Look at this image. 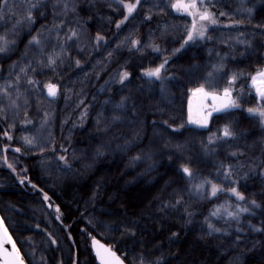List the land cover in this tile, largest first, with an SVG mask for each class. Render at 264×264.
Returning <instances> with one entry per match:
<instances>
[{
    "label": "rangeland",
    "instance_id": "1",
    "mask_svg": "<svg viewBox=\"0 0 264 264\" xmlns=\"http://www.w3.org/2000/svg\"><path fill=\"white\" fill-rule=\"evenodd\" d=\"M10 2H12V0H10ZM152 2L153 0H148V3L145 4L147 8ZM77 3L78 16L69 13L64 31L66 32L69 26L77 25V20L80 21V25L78 26H80L82 38L79 43L85 47L83 51H80L77 48V42L73 41L69 46V55L72 58L81 59V67L76 68L73 59L65 57L64 64H58L55 72L56 78L58 77L59 79L56 82L59 86L57 97H47V91L43 90V88H41L43 90L42 92H36L30 89L27 94V105L24 104L23 98H21V100L18 101L20 105L18 109L10 108L2 114L3 117H7L6 120L8 124H12L13 127L25 117V111L31 114L33 123L25 130V134L23 135V137L26 135L38 136V147L30 148L26 145L31 152L40 150V147L45 149L52 139L54 135L53 129L57 104L60 107L62 128L74 122L81 116L82 112L90 114L94 120L89 130L88 138L93 142L94 146L91 150H84L80 155V160L92 162L113 158H125V173L128 176L126 183L131 184L132 182L143 180L149 184L155 185L157 187V201L160 207L162 202H174L176 190L186 187V181L181 179L180 174L177 172L182 163L190 162L194 169H202L205 167L207 170H211L207 177H215L218 162L237 163L236 160L228 159V152L231 150H236L237 148L243 150L245 155L240 159L246 162L250 161L252 157H261V146L264 144V131L261 130L258 119L250 117L246 111L234 110L231 115L214 113L213 116L220 114V118L213 121H211L212 118H210L208 125L209 129L207 131L192 129L178 134V132H173L170 127L163 124L165 120L172 126L185 124L173 117V115L184 110L188 88L197 87L199 84L204 83V77L212 70L211 66L219 62L216 56L217 52H219L221 56L225 53H228V55L224 61V73L226 74L218 76L215 79L216 85L222 89L227 86V74L232 72H243L244 76H241L237 80V82L240 81L241 84L238 83L236 85L237 87L240 85V88L236 90L234 94L239 95L241 89H243V109L256 105L254 91H251L249 86L246 88V73L251 71V67H248V61L255 59L257 53V37L253 36V33L249 34L245 32V36L252 40L253 46L244 55H241V53L245 51L244 47L235 44L234 41H228V46L219 42L220 40H227L229 36H236L237 33H214L211 36L218 39H214L211 42H198L194 45H188L187 48L179 52L176 56L177 61L182 59L186 60L185 63H183L184 66L179 68L180 70L175 69L173 66L167 67V73L165 74H175L176 79L165 82L164 87L166 88V92L162 95L159 81H150L146 77H139L137 75L132 76L134 74L130 72L137 69L138 74L141 75L143 69L153 67L164 56L169 55L174 48L179 47L180 43H176L171 50H167L165 55L156 53L152 56H145L148 54V50L145 51L146 48H143L142 51H130V39L135 38L134 27L132 24L126 22L119 32H117L115 28V21L122 18V10L119 14L113 13L112 10L106 6V0H104V2H97L95 7L90 6L87 0H77ZM225 8H233V11L230 13H235L236 19L249 21L248 14L238 11V9L252 8L251 19L258 10L264 8V0H246L243 5L239 3V0H227ZM48 9L51 10V7L49 6ZM140 11L141 10H139V12ZM141 13H143V11ZM109 15L113 17L112 23H108L107 20L103 18ZM14 22L15 19L0 22V34H3L6 28H10L11 24ZM91 24H93L96 29H92ZM30 30L31 28L25 25L18 30L17 34H9V39H15V45L7 54L0 55V60L10 56L15 51L20 35L22 33H28ZM97 31H100L108 41L106 45H102L99 49H93L91 46L92 38ZM130 33L131 37L129 41L120 48H117V44L124 40L126 36H129ZM63 34L62 32L61 35ZM45 35H47V33H45ZM53 43H56L54 39L48 44L49 51H51V44ZM209 50H211V52ZM109 51H113V56L110 61H106L105 58ZM143 55L146 58L141 60ZM31 57L32 52L29 51L28 58ZM97 61H101L102 63L98 65ZM23 62L26 63L27 61L25 60ZM193 64L198 66V70L190 68V65ZM121 70L129 71L131 76L124 85L115 82L119 79L117 73ZM86 73L87 76L85 75ZM7 75L0 76V84L4 83V78L7 77ZM25 87L28 86L22 81L21 88L23 89ZM65 88L73 89V93L68 94L70 96L69 99H65ZM121 96L129 97L127 108L122 111L114 109L115 103L119 101ZM81 100L83 103H80ZM105 101L110 102L105 103ZM7 103L8 101L0 96V104L7 105ZM207 103L211 102L208 101ZM78 104L79 107H77ZM133 105H135L136 113L134 117L132 115ZM196 108L197 101L194 99V115ZM116 111H120L123 119L115 124H111V117ZM45 112L49 113L48 124L44 129H40V124L44 119ZM98 120L100 121L99 124L97 123ZM132 120H134L135 123H130ZM153 121H155V124H153ZM229 121L234 122L232 125L233 130L240 134V138L232 141L230 144H217L216 153L214 155L209 154L211 157V159H209L202 148V142L207 143L209 135ZM133 130L140 132V137L136 143L127 151L118 149V144L122 145L126 138H131ZM101 145H103V154L96 155V150ZM177 145H182L183 149L178 150ZM144 152H151L152 159H144L136 163L130 160V157L135 156L137 153L143 154ZM0 158H2L1 150ZM150 164L153 165V167L151 170H148ZM44 170L45 172H49L51 171V167L45 165ZM254 176L256 175L249 176L248 179ZM220 179H223V177L221 176ZM246 180L240 181L241 191L243 193L252 191V196L259 200L258 202L261 203L262 208L255 210L256 215L254 217L245 214L242 219L245 225L249 220L252 224L259 225L261 221H264V194H261V197L257 194L264 193V185L257 188L255 186L247 187L245 186ZM182 194L185 203L192 205L190 210L195 213L191 218L188 217V219H191V223H188L190 228L198 231L204 237L213 239L217 244L224 247L227 252H231L234 258L239 257L238 260L243 259L251 252H259L262 250L264 245V232L253 233L248 231L246 227L243 242L239 246H234L231 243V240L234 239V235L232 237H222L219 234H214L212 236L205 235L206 225L204 224V216L208 214L209 210H211L214 205L229 199L226 193L219 195L211 201L197 200L189 196L186 192ZM252 196L247 195V198L251 197L253 199ZM233 201L234 198L229 202ZM177 208L184 211L183 204ZM214 222L217 226H224L223 220Z\"/></svg>",
    "mask_w": 264,
    "mask_h": 264
},
{
    "label": "trees",
    "instance_id": "2",
    "mask_svg": "<svg viewBox=\"0 0 264 264\" xmlns=\"http://www.w3.org/2000/svg\"><path fill=\"white\" fill-rule=\"evenodd\" d=\"M226 2L220 0L212 10L217 15L220 10L232 12L233 8H225ZM147 10L143 4L127 22L132 24L135 38L140 39L142 44L149 43L150 36L155 37L161 47L160 54L165 55L176 43H182L181 37L186 34L183 28L190 19L168 9L166 14L154 13L150 21H145L143 17ZM40 11H46L47 15L42 18ZM34 17V26L28 33L20 35L15 51L0 60V76H6L12 62L25 53L31 36L42 25L50 27L53 22L52 10L48 8L34 12ZM225 23H228L227 18L220 17V27L208 34L244 31L255 33L253 36L257 37V56L248 61V67H251V71L246 73L248 77V74L264 66V35L259 34V28H253L254 25L264 24V8L258 10L250 22L244 21L239 29L224 28ZM165 25H174L175 28L162 35ZM91 27L96 29L93 24ZM147 50L145 56L156 54L151 47H147ZM177 54L171 57L167 67L179 69L184 66L186 60L177 61ZM163 58L153 67L161 63ZM130 73L143 77L137 69ZM34 78L40 81V89L46 82L56 83L59 80L56 73L47 68H38ZM238 83L241 84L240 81L236 82L235 91L240 88V85L236 86ZM187 110L188 94L184 110L173 115L185 123L178 134L192 129H209L187 124ZM219 115H214L211 121L220 118ZM2 117L0 114V218L16 242L25 264H73V259L77 264H98L92 253L89 234L96 236L101 243L113 246L122 259L127 256L126 264L141 251L153 258L162 256L164 264H264V245L259 252H251L243 259L236 260L231 252H227L216 241L190 228L185 211L179 208L161 210L155 185L143 180L126 183L125 158L81 161L82 152L94 146L88 138L94 120L90 114L79 116L77 121L62 128L60 107L57 104L54 135L43 153L40 150L31 152L23 143L25 130L32 125L22 123L25 117L12 128ZM27 119L32 120L31 114H28ZM5 130L13 137L11 141L3 136ZM62 146L67 149V153L61 150ZM17 147L21 152L13 151ZM60 155H66L70 167H64L57 159ZM207 156L211 159L210 155ZM4 157H7V163ZM8 164H12L13 168H9ZM45 165L50 166L51 171L45 172ZM194 170L202 178L211 172L205 167ZM21 179H24L23 184L20 183ZM33 184L36 188L32 187ZM261 185H264V178L258 174L245 183L247 187L257 188ZM251 192L246 191L244 195L252 196ZM44 194L48 195L49 201L43 199ZM261 194L264 193L257 195L261 197ZM57 207L60 209V219H57ZM125 228H133L135 236L122 235ZM173 232L178 235L170 239ZM52 240L56 244H52Z\"/></svg>",
    "mask_w": 264,
    "mask_h": 264
},
{
    "label": "snow or ice",
    "instance_id": "3",
    "mask_svg": "<svg viewBox=\"0 0 264 264\" xmlns=\"http://www.w3.org/2000/svg\"><path fill=\"white\" fill-rule=\"evenodd\" d=\"M97 2H104V0H87V3L95 7ZM220 0H153L149 4L147 13L144 15L143 20L150 21L152 15L160 14L164 15L167 13V9L170 8L174 12H179L190 18V22L186 23L183 28V32L186 33L181 37L182 43L177 48H174L169 55L164 56L161 63L155 67H148L143 69V77L148 78L150 81H159L161 84V94L166 92L164 87L166 81L176 79L175 74L167 73V65L170 63L171 57L176 53L181 52L186 46L190 44H196L198 42H211L214 39H218L209 35L208 33L212 30H216L220 27V17H225L228 23L223 24L224 28L228 29H239L240 26L244 24L243 19H236L235 13H230L229 11L220 10L218 12L213 11L216 4ZM246 0H239V3L243 5ZM148 0H106V6L112 10L113 13L119 14L123 11L121 19L115 21V28L117 32L122 28L123 25L133 17L134 13L137 12L138 8L143 4H147ZM51 7L52 10V24L42 25L40 30H37L35 35L31 36V39L26 45V51L22 54L19 60L13 61L9 66V71L7 77L4 78V83L0 84V96L8 101L7 105L0 104V114L5 113L10 108L18 109L20 107L18 101L23 98L25 105L28 104L27 94L30 89L36 92L47 91V97L55 98L59 92V86L56 83L46 82L43 85V90L38 86L40 81L36 80L35 74L38 68H47L53 72L59 65L64 64V58L68 57L73 59L74 66L80 68L82 61L79 58H72L69 55V46L71 42H77V48L80 51L84 50V45L80 44L79 41L82 38V32L80 30V21L77 20V25L69 26L67 31H64V26L66 24V19L69 13L76 14L78 16L77 0H0V22L10 21L15 19V22L11 24L10 28H6L3 34H0V55L7 54L11 51L12 47L15 45V39H9V34H17L18 30L27 25L29 28L34 26L35 17L34 12L40 9H47ZM240 12H246L249 16V22L252 8H241L238 9ZM19 12V15H18ZM47 15L46 11H40V16L43 18ZM91 18V17H90ZM108 23H112V16L103 17ZM58 21V22H57ZM174 25H165L162 30V35L166 34L169 29H174ZM253 28H259L260 35H264V24L254 25ZM64 33L61 35V33ZM47 33V35H45ZM255 35V33H253ZM131 37L126 36L124 40L117 44V48H120L126 44ZM245 37V38H241ZM55 40L56 43L51 44V51L48 50V44ZM228 41H234L235 44L244 47V55L249 49L252 48V40L245 36L244 31H238L236 36H229L227 40H220L219 42L224 43L228 46ZM131 50L142 51L143 48L151 47L153 52L161 53V47L156 43V38L150 36L149 43L142 44L140 39L131 38ZM106 37L97 31L96 35L92 38V48L99 49L102 45H106ZM29 51L32 52V57L28 58ZM211 52V50H209ZM91 54V53H89ZM228 53L223 56L219 52L216 56L219 59L218 63L211 66L212 70L207 73L204 77V83L199 84L197 87L188 88V110H187V124L196 125L201 128H207L210 122V118L213 117L214 113H223L225 115H231L234 110L246 111L250 117L258 119L259 126L262 131H264V66L257 68L253 73L248 74L246 83L251 91H254L256 105L254 107H248L246 109L242 108L243 103V89H241L239 95H235V84L237 80L244 76L243 72L236 73L232 72L228 75L227 86L220 89L216 83L215 79L218 76L225 75L224 73V61L227 58ZM113 56V51L107 53L106 61H110ZM27 61L24 63L23 61ZM101 61H97V64H101ZM95 67V66H94ZM193 70H198V66L193 64L190 65ZM18 69V70H17ZM119 79L115 82L124 85V83L130 78V73L127 70H121L118 73ZM87 76V73L85 74ZM25 83L28 87L21 88V83ZM107 83V82H106ZM69 93H73V89L65 88V99H69ZM78 95V94H77ZM197 101V108L194 115L193 112V100ZM129 97L121 96L119 101L115 103L114 109L124 110L127 108ZM210 101L211 103H207ZM110 101H105L109 103ZM80 103H83L81 100ZM79 107V104L77 105ZM135 105H133L132 115L135 116ZM25 119L22 121L23 124L29 125L33 121L27 119L28 113H24ZM85 113H81V117L85 116ZM6 119L7 117H2ZM49 113L45 112L44 119L41 121L40 129H44L48 124ZM123 117L120 111L114 112L111 117V124H115L121 121ZM99 124L100 121L98 120ZM130 123H135L134 120ZM233 121L224 123L222 127L218 128L215 132H212L207 143L202 142V148L204 149L205 155L215 154L216 145L219 143L230 144L232 141L238 140L240 134L233 130ZM155 124V121H153ZM163 124L170 127L173 132H178L185 125L180 124L179 126H172L167 120L163 121ZM9 128L13 125L9 124ZM50 135V134H49ZM3 136L9 141L13 139L9 132L5 130ZM140 137V132L133 130L131 138H126L125 142L117 145V148L122 151H127L132 147ZM23 143L30 148L38 147V136L36 135H26L23 138ZM262 155L260 158L252 157L250 161H243L240 158L245 155L243 150L237 148L236 150H231L228 152L229 160H236L237 163L233 164L230 162L220 161L216 166L215 177H201V174L194 170V168L189 163H182L178 168L177 172L180 174L181 179L186 181V187L184 189L176 190V198L174 202H162L161 210H165L169 207L177 208L180 205H184L185 214L191 218L195 215L194 211L190 208L192 205L186 204L184 201L183 194L186 192L189 196L196 198L197 200H208L211 201L217 198L221 194H227L228 200L216 204L208 214L204 216V224L206 225L205 235L212 236L214 234H219L222 237H232V245L239 246L243 242V237L245 234V227L248 231L253 233L264 232V221H261L259 225L252 224L249 220L245 225L244 217L245 214L254 217L256 215L257 209H261L262 205L255 198L248 199L243 192L239 190L240 181L246 180L249 176L259 175L264 178V144H262ZM103 145L97 148L96 155H102ZM178 150H182V145H177ZM7 146L5 147V151ZM64 153H67V149L61 148ZM13 151L19 153L21 149L19 147L13 149ZM40 152H44V148L40 147ZM63 163L64 167H70L66 155H60L57 158ZM151 160L152 153L144 152L143 154L137 153L135 156L130 157L133 163L139 162L141 160ZM171 159V157H170ZM5 163H7V157H4ZM9 168H13L12 164H8ZM153 165H149V169ZM246 169V170H245ZM223 179H220V177ZM20 183H24V179L20 180ZM36 188V185H32ZM232 198H234L233 202ZM43 199L47 202L49 197L44 194ZM57 219H60V209L56 208ZM224 221V226H217L214 221ZM91 223V221H90ZM191 223V219L188 220ZM37 227H39L37 225ZM128 234L135 236V231L133 228H125L122 235ZM178 234L173 232L171 238H175ZM91 239V248L95 254V258L98 264H126L127 256L123 259L116 254L113 250V246L101 243L100 240L89 234ZM52 244H56L55 240H52ZM6 245H10L6 247ZM234 259L238 260L239 257ZM0 264H24V260L21 257L20 251L17 248L16 242L13 237L9 234L8 229L5 227L3 219L0 218ZM73 264H77V261L73 259ZM128 264H164L163 257L158 256L153 258L150 254H146L141 251L138 255L133 256L132 260Z\"/></svg>",
    "mask_w": 264,
    "mask_h": 264
},
{
    "label": "water",
    "instance_id": "4",
    "mask_svg": "<svg viewBox=\"0 0 264 264\" xmlns=\"http://www.w3.org/2000/svg\"><path fill=\"white\" fill-rule=\"evenodd\" d=\"M6 247H9V248H10V245H6ZM92 253H93L94 257H95V254H94V252H93V251H92ZM24 264H25V262H24Z\"/></svg>",
    "mask_w": 264,
    "mask_h": 264
},
{
    "label": "bare ground",
    "instance_id": "5",
    "mask_svg": "<svg viewBox=\"0 0 264 264\" xmlns=\"http://www.w3.org/2000/svg\"><path fill=\"white\" fill-rule=\"evenodd\" d=\"M216 57V56H215Z\"/></svg>",
    "mask_w": 264,
    "mask_h": 264
}]
</instances>
